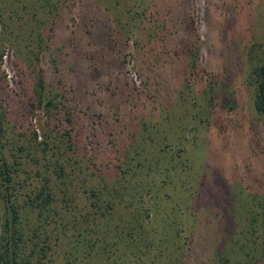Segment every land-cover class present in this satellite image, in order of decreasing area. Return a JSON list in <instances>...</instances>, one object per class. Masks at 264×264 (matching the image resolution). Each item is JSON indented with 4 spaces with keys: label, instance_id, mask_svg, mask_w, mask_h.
Listing matches in <instances>:
<instances>
[{
    "label": "rangeland",
    "instance_id": "374dc122",
    "mask_svg": "<svg viewBox=\"0 0 264 264\" xmlns=\"http://www.w3.org/2000/svg\"><path fill=\"white\" fill-rule=\"evenodd\" d=\"M263 62L264 0H0V160L16 169L6 191L0 178V235L7 192L21 210L19 256L37 261L48 242L42 263L65 264L69 237L85 228L89 187L123 180L135 149L164 163L140 171L143 185L160 186L161 169L173 167L174 184L157 193L162 213L183 229L179 239L171 229L162 228L165 244L149 234L152 256L102 223L71 264H217L219 255L264 264V114L252 103V70ZM53 93L56 106L45 113ZM58 163L66 177L54 172ZM45 185L55 200L38 212L27 203H40Z\"/></svg>",
    "mask_w": 264,
    "mask_h": 264
},
{
    "label": "trees",
    "instance_id": "16d2710c",
    "mask_svg": "<svg viewBox=\"0 0 264 264\" xmlns=\"http://www.w3.org/2000/svg\"><path fill=\"white\" fill-rule=\"evenodd\" d=\"M193 49V50H192ZM197 46L190 48L187 50V56H186V64L187 69L189 70V73H191L194 69L197 68ZM252 73L254 75V80L252 82L254 86V97H253V108L256 113L258 114H264V62L260 63L259 65L255 66L252 70ZM42 82L41 78L38 76L35 80V83L33 84V93L35 96V102L40 104L42 102ZM56 93H53L49 98H47L43 102V110L45 113L49 112L50 109L55 108L56 103ZM213 96H210V99L206 101L207 105L212 104ZM148 129L147 127L143 126L141 132H146ZM142 135V133L140 134ZM146 135V133H145ZM147 136L148 131H147ZM149 138V137H148ZM46 137L42 139V143L44 146H46L47 141ZM150 139V138H149ZM140 140V139H139ZM137 140V142H139ZM142 148V147H141ZM164 148H166L164 146ZM143 149V148H142ZM182 151L181 148L177 149L174 154H179ZM58 154H61L60 151H57ZM133 154V155H132ZM132 154L129 155L127 153V160L126 158L123 161L124 164V172H126V175L124 176L123 180L126 181V185H123L122 179H116L113 180L110 184H105L104 177H100L103 181L102 185L100 186H90L89 187V206L90 210L88 211L89 217H86L87 214L82 218V225L85 228H81L78 230L77 236L75 238L69 237L68 246L70 247L68 251H65L63 254V257L65 259V264H71V261L69 259V256L74 257L76 255V252H78V248L80 245H83V241L86 236L90 235L91 227L98 225L97 227H100L103 224H107V227L109 230L112 229L114 231L115 235H118V237L123 238V236H126L129 239V242H132L133 238L136 239V241L143 242L144 246L146 247L147 252H151L152 250V256L155 253L154 244L156 243L154 241V238L149 237V234L159 235V240L161 243L165 244V240H161V237L163 238H169L164 235L163 229H171L174 233H172V238L176 237L179 239L180 232L183 231V229H180V225H177L174 223V218L167 219L166 213H162L164 210V207L160 205V197L161 194L157 193L158 188L173 185V181H170L168 179V176H171L170 170L173 169L172 166L169 167H163L164 170L161 169L162 172V179L160 186H155V182H149L146 181V183L143 185L142 183H139L135 181L137 178H139L140 171L143 174H150L151 171H153V168L156 169L158 164H164L162 162H155V159H146L145 157L142 158L139 151L133 149ZM126 155L123 156V158ZM141 157V158H140ZM56 169H54V172L56 174L58 173V176H67L69 173L66 172V169L63 164L58 163L56 166ZM16 169H11V166L9 163H7L4 158L2 157L0 160V178L5 182L6 188L4 189L6 191L7 187H9V182L12 179V173L15 172ZM130 171V172H128ZM123 172V173H124ZM136 173V174H135ZM65 184H69L68 181H62ZM175 182V181H174ZM122 184V185H121ZM69 185H66L64 187V190ZM8 193L3 192L1 193V198L3 199L7 214L4 216L3 219V226H2V232L0 235V263L1 264H41L42 258H44L49 249L50 245L49 243H45L43 246L39 247V251H41L40 256L38 257L37 261H34L30 258V254L25 257H20V250L18 248V244L21 242L23 243L22 239V233L20 229L15 224H19V217L20 212L18 208H16L15 205H12L14 203H9L10 199L8 198ZM191 196V195H189ZM71 194H67L66 199L70 198ZM34 199H39L40 203H37V205H34L33 199L28 200L27 206L28 207H35L38 209V212L41 211L42 207L49 206L51 201H54L55 198L53 194L49 191L48 185H45V191L42 192L39 190V192L35 195ZM41 204V205H40ZM119 209V210H118ZM120 211V212H119ZM123 211V212H122ZM119 212V213H118ZM127 215L125 218L124 215ZM250 219L252 217L251 214H249ZM160 218V220L155 224L153 222L154 218ZM107 218V222H106ZM115 218L116 220H119V224H114L111 226V223L109 222L111 219ZM156 221V219H155ZM154 223L156 226L155 228L152 227L151 223ZM149 224V225H148ZM158 225V226H157ZM90 226V227H89ZM103 226V225H102ZM146 226L151 227V231H146ZM61 227H65V225H61ZM92 229V232H97L98 228ZM149 227V229H150ZM159 229H161L159 231ZM87 231V232H85ZM159 231V232H158ZM63 236H66V230L65 228H61V231H59ZM161 234V235H160ZM79 237L80 239H78ZM175 246L172 251L179 250L182 246V242L179 244V242H174ZM142 244V246H143ZM90 247V245H89ZM162 247H158L157 254L159 257H165V254L163 250H161ZM150 250V251H149ZM68 254V255H67ZM70 261V262H69ZM218 263L217 264H240L239 261H234L230 263L229 259L223 256H218ZM171 262V261H170ZM43 264V263H42ZM148 264H152V261H149Z\"/></svg>",
    "mask_w": 264,
    "mask_h": 264
}]
</instances>
